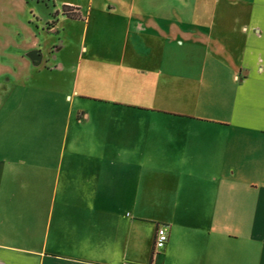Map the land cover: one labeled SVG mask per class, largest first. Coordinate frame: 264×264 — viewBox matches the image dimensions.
I'll return each mask as SVG.
<instances>
[{
    "label": "crops",
    "instance_id": "0c3cea01",
    "mask_svg": "<svg viewBox=\"0 0 264 264\" xmlns=\"http://www.w3.org/2000/svg\"><path fill=\"white\" fill-rule=\"evenodd\" d=\"M108 1L0 42V264H264V0Z\"/></svg>",
    "mask_w": 264,
    "mask_h": 264
},
{
    "label": "rangeland",
    "instance_id": "374dc122",
    "mask_svg": "<svg viewBox=\"0 0 264 264\" xmlns=\"http://www.w3.org/2000/svg\"><path fill=\"white\" fill-rule=\"evenodd\" d=\"M75 6H80L81 17L70 19L60 16L63 0H0V42L10 39L12 45H20L35 38L36 44L51 48L63 44V49L71 50L80 43L89 42V26L83 20L87 17L90 0H66ZM190 2L191 0H186ZM97 6L107 7L108 0H92L90 12ZM176 12L186 13L183 0H173ZM78 3V5H77ZM98 8V7H97ZM113 10V9H112ZM121 10V7L118 9ZM190 11V8L187 7ZM53 23V29L49 26ZM110 34L98 33L96 42H119ZM5 54L0 53V60Z\"/></svg>",
    "mask_w": 264,
    "mask_h": 264
},
{
    "label": "built area",
    "instance_id": "2783aa9c",
    "mask_svg": "<svg viewBox=\"0 0 264 264\" xmlns=\"http://www.w3.org/2000/svg\"><path fill=\"white\" fill-rule=\"evenodd\" d=\"M166 227L164 223H158L155 226L154 230V238H153V246L154 247H160L163 245V243L166 240Z\"/></svg>",
    "mask_w": 264,
    "mask_h": 264
},
{
    "label": "trees",
    "instance_id": "16d2710c",
    "mask_svg": "<svg viewBox=\"0 0 264 264\" xmlns=\"http://www.w3.org/2000/svg\"><path fill=\"white\" fill-rule=\"evenodd\" d=\"M60 11L69 16V17H72V16H75V13L73 12V9L71 7V5H68V4H61V9Z\"/></svg>",
    "mask_w": 264,
    "mask_h": 264
},
{
    "label": "water",
    "instance_id": "95a60500",
    "mask_svg": "<svg viewBox=\"0 0 264 264\" xmlns=\"http://www.w3.org/2000/svg\"><path fill=\"white\" fill-rule=\"evenodd\" d=\"M25 55L32 61L37 63L39 61L40 55L36 52L35 49H31L25 53Z\"/></svg>",
    "mask_w": 264,
    "mask_h": 264
}]
</instances>
